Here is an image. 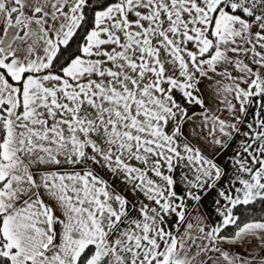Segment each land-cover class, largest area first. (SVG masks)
<instances>
[{"label": "snow or ice", "instance_id": "snow-or-ice-1", "mask_svg": "<svg viewBox=\"0 0 264 264\" xmlns=\"http://www.w3.org/2000/svg\"><path fill=\"white\" fill-rule=\"evenodd\" d=\"M0 264H264V0H0Z\"/></svg>", "mask_w": 264, "mask_h": 264}]
</instances>
